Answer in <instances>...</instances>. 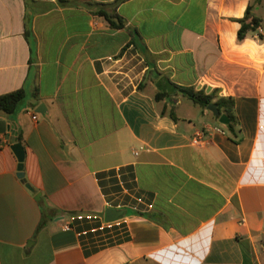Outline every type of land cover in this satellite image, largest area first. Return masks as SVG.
Instances as JSON below:
<instances>
[{
	"label": "crops",
	"instance_id": "crops-1",
	"mask_svg": "<svg viewBox=\"0 0 264 264\" xmlns=\"http://www.w3.org/2000/svg\"><path fill=\"white\" fill-rule=\"evenodd\" d=\"M18 90L0 137L34 192L1 148L0 264H264V0H0ZM185 90L232 99L235 134Z\"/></svg>",
	"mask_w": 264,
	"mask_h": 264
},
{
	"label": "trees",
	"instance_id": "trees-1",
	"mask_svg": "<svg viewBox=\"0 0 264 264\" xmlns=\"http://www.w3.org/2000/svg\"><path fill=\"white\" fill-rule=\"evenodd\" d=\"M127 0H117V3H122ZM99 16L104 17L107 21L110 22L112 26H115L112 17L109 16L104 11L99 13ZM241 28L238 32V39L243 40L246 38L249 32H255L256 28L259 26V20L251 15V7L248 8L246 12V16L243 20L240 21ZM187 98H189L193 103L199 105L201 108L206 109L208 105L213 103L214 94H205L204 92H196V91H187L185 90L184 94ZM163 95H157L159 99ZM26 94L24 90H18L9 94L0 96V112H3L7 116H12L19 105L24 101ZM216 104L219 106V110L221 114H226L230 119V124L227 125V131L233 135L235 134V119L233 115V100L232 99H219L216 101ZM173 116V114H171ZM218 119V117H216ZM237 136V133H236Z\"/></svg>",
	"mask_w": 264,
	"mask_h": 264
},
{
	"label": "water",
	"instance_id": "water-1",
	"mask_svg": "<svg viewBox=\"0 0 264 264\" xmlns=\"http://www.w3.org/2000/svg\"><path fill=\"white\" fill-rule=\"evenodd\" d=\"M43 107H44L43 105L40 106V108H43ZM207 110L210 111L215 117L219 118L220 124L225 125V126L230 124V119L228 118L227 115L221 114V112L219 110V106L216 103H211L210 105H208ZM16 136H17V134L14 133L13 139H12L11 149L15 153V155L18 159V162H19L18 177L20 179H22V181L25 183V186L28 190H30L31 192H34L33 188L28 183H26V180L24 179L23 168H24L25 150H24V147L22 146V144L18 142V139ZM121 215H122L121 212L114 211L111 209L106 211V219L108 221L115 220L118 217H120Z\"/></svg>",
	"mask_w": 264,
	"mask_h": 264
},
{
	"label": "built area",
	"instance_id": "built-area-1",
	"mask_svg": "<svg viewBox=\"0 0 264 264\" xmlns=\"http://www.w3.org/2000/svg\"><path fill=\"white\" fill-rule=\"evenodd\" d=\"M255 33L257 35H261L263 33V30L260 27H257ZM33 119L36 120L37 117L34 116ZM208 131L210 133H215V134H219V135H226V130L221 126L209 128ZM209 140L210 139L207 137L206 131L205 130H199L193 136V138L191 140V144L195 147H204V146L208 145ZM11 143H12V138L10 135L5 136V137H0V149L10 146ZM70 228L71 227L69 225L64 226L65 230H70Z\"/></svg>",
	"mask_w": 264,
	"mask_h": 264
}]
</instances>
